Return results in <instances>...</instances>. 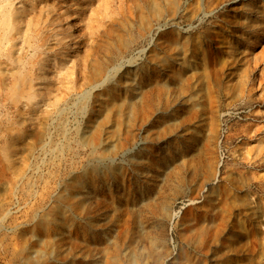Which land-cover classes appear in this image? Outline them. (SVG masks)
<instances>
[{"label": "rangeland", "instance_id": "1", "mask_svg": "<svg viewBox=\"0 0 264 264\" xmlns=\"http://www.w3.org/2000/svg\"><path fill=\"white\" fill-rule=\"evenodd\" d=\"M1 11L0 264H264V0Z\"/></svg>", "mask_w": 264, "mask_h": 264}, {"label": "bare ground", "instance_id": "2", "mask_svg": "<svg viewBox=\"0 0 264 264\" xmlns=\"http://www.w3.org/2000/svg\"><path fill=\"white\" fill-rule=\"evenodd\" d=\"M4 9H5V8H4ZM4 9L2 8V10H4ZM3 12H4V11H1L0 13H3ZM5 12H6V11H5ZM6 13H7V12H6ZM6 13H5V14H6ZM5 14L2 15V16H3V17H6L7 14H6V15H5ZM9 15H10V14H9ZM10 16H11V15H10ZM10 18H11V17H10ZM2 19H3V18H2ZM11 19H12V18H11ZM0 20H1V19H0ZM5 20H6V19H5ZM10 22H11V21H10ZM5 23H6V22H5ZM7 24H8V22H7ZM1 25H3V21L1 22ZM4 25H5V24H4Z\"/></svg>", "mask_w": 264, "mask_h": 264}]
</instances>
